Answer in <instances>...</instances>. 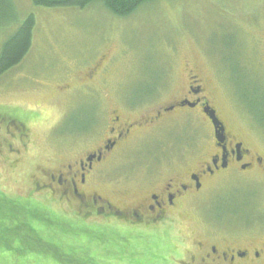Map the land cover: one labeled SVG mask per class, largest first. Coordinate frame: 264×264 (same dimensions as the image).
I'll return each instance as SVG.
<instances>
[{
    "label": "rangeland",
    "instance_id": "obj_1",
    "mask_svg": "<svg viewBox=\"0 0 264 264\" xmlns=\"http://www.w3.org/2000/svg\"><path fill=\"white\" fill-rule=\"evenodd\" d=\"M29 14L35 20L29 52L0 76V192L6 198L49 212L43 204L20 199L27 196L37 167L81 156V148H71L72 140L93 130L97 114L123 104L137 108L132 116L154 115V108L171 105L183 94L188 72L209 80L211 106L264 151V0H155L123 18L98 3L44 8L31 0H6L0 5V51ZM100 59L106 65L105 80L94 87L77 85L76 75L81 77ZM62 83L73 90L61 94ZM173 113L140 124L142 134L111 154L101 166L102 177L143 178L144 163L152 160L159 145L173 141L176 151L181 143H211L207 126L196 114L184 109ZM22 126L30 134L28 153L21 156V164L18 159L8 165L1 142L20 137ZM90 146L86 143L85 149ZM237 181L240 186L232 181L211 193L205 214H211L210 200L217 196L237 192L264 198L263 188L252 178ZM32 223L43 230L48 224L40 219ZM57 228L49 225L43 238L65 252L67 244ZM3 255L0 264H20L31 256L41 264H60L50 252Z\"/></svg>",
    "mask_w": 264,
    "mask_h": 264
},
{
    "label": "flooded vegetation",
    "instance_id": "obj_2",
    "mask_svg": "<svg viewBox=\"0 0 264 264\" xmlns=\"http://www.w3.org/2000/svg\"><path fill=\"white\" fill-rule=\"evenodd\" d=\"M101 62L76 75L77 85L94 87L105 80L106 65ZM187 77L183 94L166 108H154V115L132 116L137 108L123 104L97 114L93 130L72 140L71 148H81V156L51 160L46 169L39 166L30 175L27 196L20 199L49 211L47 220L67 244L63 252L52 243L60 264H264V198L235 192L211 199L210 215L203 211L214 190L232 181L240 186L237 179L252 178L264 190V151L211 106L209 80L190 72ZM58 89L61 94L73 90L66 83ZM176 109L196 114L207 126L211 143H181L176 151L173 141L159 145L152 160L144 163L143 178L102 177L101 166L111 154L142 134L140 124L163 113L175 114ZM211 111L217 126L208 117ZM11 123L19 126L15 120ZM27 129L22 126L20 137L2 140L8 165L28 153Z\"/></svg>",
    "mask_w": 264,
    "mask_h": 264
},
{
    "label": "trees",
    "instance_id": "obj_3",
    "mask_svg": "<svg viewBox=\"0 0 264 264\" xmlns=\"http://www.w3.org/2000/svg\"><path fill=\"white\" fill-rule=\"evenodd\" d=\"M6 0H0V5ZM155 0H31L37 7H78L84 8L91 4H101L110 14L123 18L131 15L141 5ZM34 16L29 14L20 24L19 29L2 45L0 51V76L22 62L29 52L34 27ZM35 205V204H34ZM48 212L40 207L27 206L19 200L6 198L0 192V251L3 253L31 256L37 253H52L54 245L43 238L49 229ZM47 221L45 230L33 225L34 220ZM15 222V223H14ZM14 223V224H13ZM2 264H5L2 263ZM20 264H40V261L31 257L20 259Z\"/></svg>",
    "mask_w": 264,
    "mask_h": 264
},
{
    "label": "water",
    "instance_id": "obj_4",
    "mask_svg": "<svg viewBox=\"0 0 264 264\" xmlns=\"http://www.w3.org/2000/svg\"><path fill=\"white\" fill-rule=\"evenodd\" d=\"M185 104L189 106L188 103H185ZM182 105H183V104H182ZM207 114H208L209 119L212 121V124H213L214 126H217V124H218V120L216 119V117H215V115H214V112L211 111V112H209V113H207ZM94 157H95V156L93 155V156L89 157L87 160L90 161V160H91L92 158H94Z\"/></svg>",
    "mask_w": 264,
    "mask_h": 264
}]
</instances>
